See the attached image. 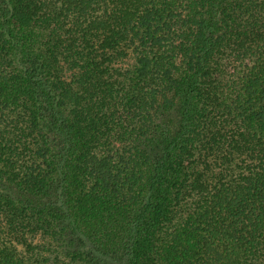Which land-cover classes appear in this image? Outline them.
<instances>
[{
    "label": "trees",
    "instance_id": "obj_1",
    "mask_svg": "<svg viewBox=\"0 0 264 264\" xmlns=\"http://www.w3.org/2000/svg\"><path fill=\"white\" fill-rule=\"evenodd\" d=\"M0 264H264V0H0Z\"/></svg>",
    "mask_w": 264,
    "mask_h": 264
}]
</instances>
